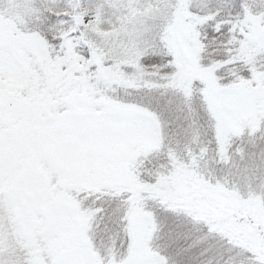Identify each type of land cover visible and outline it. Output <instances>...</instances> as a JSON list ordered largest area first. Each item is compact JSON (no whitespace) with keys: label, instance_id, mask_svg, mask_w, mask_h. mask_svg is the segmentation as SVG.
Wrapping results in <instances>:
<instances>
[{"label":"snow or ice","instance_id":"6c2138e0","mask_svg":"<svg viewBox=\"0 0 264 264\" xmlns=\"http://www.w3.org/2000/svg\"><path fill=\"white\" fill-rule=\"evenodd\" d=\"M0 264H264V0H0Z\"/></svg>","mask_w":264,"mask_h":264}]
</instances>
